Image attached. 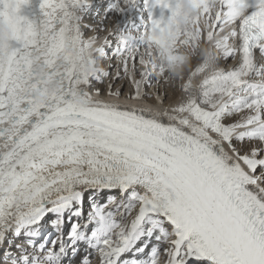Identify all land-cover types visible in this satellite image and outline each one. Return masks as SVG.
<instances>
[{
    "label": "snow or ice",
    "instance_id": "6c2138e0",
    "mask_svg": "<svg viewBox=\"0 0 264 264\" xmlns=\"http://www.w3.org/2000/svg\"><path fill=\"white\" fill-rule=\"evenodd\" d=\"M0 264H264V0H0Z\"/></svg>",
    "mask_w": 264,
    "mask_h": 264
},
{
    "label": "bare ground",
    "instance_id": "6f19581e",
    "mask_svg": "<svg viewBox=\"0 0 264 264\" xmlns=\"http://www.w3.org/2000/svg\"><path fill=\"white\" fill-rule=\"evenodd\" d=\"M153 83H154V81H153ZM153 86H154V89L156 88V84H153ZM116 87H118V88H122L123 89V91L125 92V94H129V93H131L132 91H133V86L132 87H130V88H132L131 90H130V88H127L126 90H125V86L122 84V83H120L119 85H117ZM146 91H148V92H150L149 91V89H145ZM131 103V105L132 106H137V107H139L140 106V104H137L136 102H130Z\"/></svg>",
    "mask_w": 264,
    "mask_h": 264
},
{
    "label": "rangeland",
    "instance_id": "374dc122",
    "mask_svg": "<svg viewBox=\"0 0 264 264\" xmlns=\"http://www.w3.org/2000/svg\"><path fill=\"white\" fill-rule=\"evenodd\" d=\"M120 83H122V84L125 86V90H126L127 88L132 87L131 82L128 81L127 79H125L124 81L119 82L118 84H116V86L119 85ZM153 84H155V81H154ZM131 89H132V88H130V90H131ZM147 89H149L150 92L155 91L154 86H153L152 88H147Z\"/></svg>",
    "mask_w": 264,
    "mask_h": 264
}]
</instances>
